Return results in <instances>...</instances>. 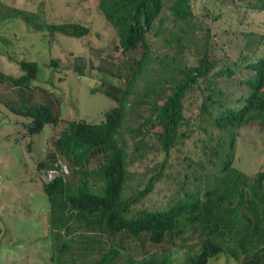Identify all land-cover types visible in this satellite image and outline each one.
Returning a JSON list of instances; mask_svg holds the SVG:
<instances>
[{
  "label": "trees",
  "instance_id": "trees-1",
  "mask_svg": "<svg viewBox=\"0 0 264 264\" xmlns=\"http://www.w3.org/2000/svg\"><path fill=\"white\" fill-rule=\"evenodd\" d=\"M193 1L97 0L116 34L113 49L127 56L121 60L124 73L109 72L124 80L102 76V92L116 105L98 122L67 121L53 151L37 160L51 211L48 264H113L123 238L144 251L140 264L170 263L169 252L147 256L148 244L178 246L185 264H207L226 252L225 244L244 227L252 225L251 236L264 232V171L248 176L234 165L239 130L250 121H264V29H248L237 16L235 27L220 29L216 48L219 30L195 13ZM227 4L255 20L259 16V26L264 23V0ZM213 18L219 21L220 16ZM42 27L49 40L56 34L90 33L89 26L72 21H44ZM76 60L82 74L85 59ZM50 63L58 65L59 59ZM18 64L19 76L0 77L30 87L38 77L37 63L22 59ZM9 107L30 119L23 124L30 135L61 120L48 100L28 104L23 98ZM149 136L157 143L146 142ZM72 156L78 167L67 161ZM60 159L71 170L66 176L59 172ZM141 159L160 160L136 177L129 168ZM48 170H56L51 180ZM155 196L158 202H146ZM74 229L85 241L76 252L63 240ZM92 233L106 235L110 245L89 258L96 238ZM193 236L197 240L188 243ZM239 246L245 248L243 239ZM241 264H264V245L246 252Z\"/></svg>",
  "mask_w": 264,
  "mask_h": 264
},
{
  "label": "rangeland",
  "instance_id": "rangeland-1",
  "mask_svg": "<svg viewBox=\"0 0 264 264\" xmlns=\"http://www.w3.org/2000/svg\"><path fill=\"white\" fill-rule=\"evenodd\" d=\"M225 3L193 1L195 13L214 31L219 30V35L215 34L213 40L216 48L222 37L220 29L235 27L237 16L248 29H264V23L257 24L259 16L255 20L235 12V7L227 4L230 0ZM217 15L220 19L214 21L213 17ZM260 20L264 21L263 16ZM44 21L79 22L89 26L90 33L82 37L56 34L49 40L43 31ZM257 36L255 33L251 40L255 41ZM112 40L117 42L115 31L100 13L97 0H0V73L19 76L18 63L22 59L33 60L38 65V77L27 88L16 87L0 77V264L50 262L53 250L50 203L42 189L45 174H39L36 163L53 151V142L67 121L98 122L106 111L116 105L101 89L102 76L116 83L124 80L123 76L118 78L109 72L124 73L121 60L127 57L119 48L113 49ZM78 56L85 59L82 74L75 69ZM56 58L59 59L58 65H52L50 60ZM23 98H27L28 104L50 101L58 110L59 124L56 127L46 124L40 133L27 134L23 124L30 119L14 113L9 107L10 104H21ZM122 132L126 139L130 138L127 130ZM144 140L149 144L157 143L153 136L144 137ZM29 142L30 149L27 148ZM158 160H136L129 169L137 177L138 173L152 168ZM234 160L235 167L248 176L264 171V121H250L239 130ZM96 164V160L91 163L92 166ZM156 199V196L148 197L146 202ZM251 226L244 227L239 237L225 244L226 252L210 258L207 264H241L246 252L263 246L264 232L251 236ZM78 233L79 230L74 229L70 234H63V240L72 252L85 243L77 236ZM92 235L96 238L92 242L94 248L88 253L89 258L98 257L110 245L106 235ZM242 239L244 249L239 246ZM196 240L197 237L193 236L187 242ZM119 242L117 248L120 254L113 264H140L144 251L126 238ZM146 249L145 254L149 257L158 258L163 252H169V264H185L184 249L178 246L148 244Z\"/></svg>",
  "mask_w": 264,
  "mask_h": 264
},
{
  "label": "built area",
  "instance_id": "built-area-1",
  "mask_svg": "<svg viewBox=\"0 0 264 264\" xmlns=\"http://www.w3.org/2000/svg\"><path fill=\"white\" fill-rule=\"evenodd\" d=\"M59 164H60V173L64 176L69 174V168L67 166L66 163H64L63 161L59 160ZM56 176V170H48L47 171V178L48 180L53 179Z\"/></svg>",
  "mask_w": 264,
  "mask_h": 264
},
{
  "label": "water",
  "instance_id": "water-1",
  "mask_svg": "<svg viewBox=\"0 0 264 264\" xmlns=\"http://www.w3.org/2000/svg\"><path fill=\"white\" fill-rule=\"evenodd\" d=\"M67 161H68L71 165H73V166H76V167L79 166L78 163H77V161H76V159H75V156L68 157V158H67Z\"/></svg>",
  "mask_w": 264,
  "mask_h": 264
}]
</instances>
